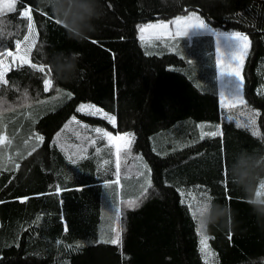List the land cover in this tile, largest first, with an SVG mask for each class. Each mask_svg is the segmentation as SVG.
Wrapping results in <instances>:
<instances>
[{
    "label": "trees",
    "instance_id": "1",
    "mask_svg": "<svg viewBox=\"0 0 264 264\" xmlns=\"http://www.w3.org/2000/svg\"><path fill=\"white\" fill-rule=\"evenodd\" d=\"M99 4L85 40L40 0H17L15 12L0 15L5 52L29 33L26 8L35 35L29 62L10 64L0 82V264H264V214L229 172L237 152L264 154V0ZM190 12L212 33L141 42L138 26ZM233 32L250 42L245 102L221 108L214 34ZM57 51L81 54L75 79L38 70ZM63 70L71 75V64ZM81 104L114 116L116 128L83 115ZM76 121L131 133L128 159L139 177L120 178L111 145ZM217 126L219 135L204 134ZM205 197L214 219L207 225L198 218ZM113 229L118 244L108 242Z\"/></svg>",
    "mask_w": 264,
    "mask_h": 264
},
{
    "label": "clouds",
    "instance_id": "2",
    "mask_svg": "<svg viewBox=\"0 0 264 264\" xmlns=\"http://www.w3.org/2000/svg\"><path fill=\"white\" fill-rule=\"evenodd\" d=\"M40 5L50 9L51 14L77 40H85L90 32L95 31L94 20L100 15L99 0H40ZM81 58V54L74 51H57L51 54L48 63L56 78L71 81L82 71L79 67ZM66 64H71V75L63 70ZM229 172L232 182L245 193L246 202L256 213L264 214V154L246 149L237 152ZM212 206L219 207L214 202ZM198 218L204 225L214 222L212 213L208 211H198Z\"/></svg>",
    "mask_w": 264,
    "mask_h": 264
},
{
    "label": "rangeland",
    "instance_id": "3",
    "mask_svg": "<svg viewBox=\"0 0 264 264\" xmlns=\"http://www.w3.org/2000/svg\"><path fill=\"white\" fill-rule=\"evenodd\" d=\"M7 13V12H5ZM193 14H195V17H198L196 12H190L189 14L181 17L182 19H178L172 21V22H157L150 25H153L152 28L147 29L143 35H146L148 37H160V36H173L178 35L177 33H180V37H191L196 35H206L211 34L212 31L209 30V28H193L192 25L196 23L195 19L189 20L188 17H191ZM1 15V14H0ZM199 18V17H198ZM162 25H166L167 27H162ZM29 35V33L27 34ZM34 33L32 35H29V41H22L20 42V49H19V55L24 56V53L29 46L30 42L34 41ZM177 37V36H176ZM215 37V61H216V69H217V85H218V92H219V100H220V107L221 108H234L244 105V93H243V87H244V80H243V66L250 48V42L247 40V49L245 53H241L238 50V46L233 38H231L230 34H214ZM33 43H31V46ZM17 56V48L15 49V52L13 53V56H0V60L4 61V64L7 65L6 68L3 66H0V71H3V80L5 78V74L9 69L10 64L16 65V64H25L29 62V52L27 54V57L25 60H21L20 58H15ZM239 71L240 76L239 78L235 77L234 75L230 74H224L222 73H234L235 71ZM45 85V84H44ZM49 86L45 85V89H48ZM239 96L242 98L243 103L236 102L234 106L232 107H225V103H232V98H235ZM97 108V107H96ZM99 109V108H97ZM101 113L107 114L110 117H114L103 110L99 109ZM86 116H91L95 118H101L102 120H105L107 123H109L113 128L116 126V120L113 122H110L109 120L105 119L102 114L97 115H90L87 114V112H84ZM84 115V114H83ZM115 118V117H114ZM76 123L90 131H92L94 134L101 137L99 133H95L93 129L99 128V127H93L90 125L83 124L79 121H76ZM101 128V127H100ZM103 131L108 132L104 128H101ZM110 133V132H109ZM113 137H125V139H114L112 141H109L106 137L104 138L110 145L112 149L113 159L116 163V146L119 145L121 148L120 151V169H124L129 166V159H128V140L127 136H122V134H113L111 133ZM130 146V145H129ZM128 148V149H127ZM128 161V162H127ZM124 164V167L122 166ZM121 166L123 168H121ZM130 168V167H128Z\"/></svg>",
    "mask_w": 264,
    "mask_h": 264
},
{
    "label": "snow or ice",
    "instance_id": "4",
    "mask_svg": "<svg viewBox=\"0 0 264 264\" xmlns=\"http://www.w3.org/2000/svg\"><path fill=\"white\" fill-rule=\"evenodd\" d=\"M16 4H17V0H0V14H3L5 12H15L16 11ZM21 17H24V18H27V20L29 21V23L27 24V30L29 32V35H32L33 32H34V28H33V24L31 23V20H32V17H31V9L30 8H26L24 10L21 11ZM179 19H182V18H178V21L179 22ZM189 20H192V19H195L196 20V23L194 25H192L193 28H201V29H204V28H207V26L204 24V21L203 20H200L198 17H195V14H193L191 17H188ZM59 22V21H58ZM139 27V30L141 32V42H145L144 41V36H143V33L147 30V29H150L153 27V25H147V26H138ZM162 27H167L166 25H162ZM178 35L180 33H177ZM29 35H26L23 37V40L24 41H29ZM231 38H233L238 46V50L241 52V53H245L246 52V49H247V40H248V37L243 35L242 33L240 32H233L230 34ZM31 43H34V41L30 42L29 46L27 47L25 53H24V56H20L19 55V49H20V40H17L16 42V48H17V56L14 57L15 58H20L21 60H25L26 57H27V54L28 52L31 51ZM0 56H13V53L11 51H7L5 52L3 48H0ZM41 62L40 61H37V64H40ZM0 66H3L4 68L7 67V65L4 64V61L3 60H0ZM33 68H36V64H33L31 65ZM42 74L43 73H46L48 76L51 75V67L49 66L47 69H45V67L41 64V66L39 67L38 69ZM224 74H230V75H234L235 77L239 78L240 76V73L239 71H235L234 73H222V75ZM3 71H0V82H3V83H7V81H4L3 80ZM44 78V77H42ZM44 82H45V85L46 86H50L51 84V80L49 79H46L44 78ZM240 102V103H243V100L242 98H240L239 96L235 97V98H232V103L229 104V103H225V107H232L235 105L236 102ZM78 111H81V112H87V114H90V115H97V114H102L103 117L107 120H109L110 122H113L114 123V120L115 118L114 117H110L108 116L107 114H103L101 113V111L99 109H97L95 107V105H91V104H81L78 108ZM75 119V118H73ZM249 124H252L254 125L255 124V120L254 119H250L248 121ZM237 126H241V125H237ZM246 126V125H245ZM204 126L201 125V128H203ZM93 131L95 133H99L101 135V138H107L109 141H112L114 139L118 140V139H125V137H113L111 133L109 132H105L103 131L101 128H95L93 129ZM205 135H209V136H216V135H219L220 132L218 131V126H217V130L215 131H210L208 133H204ZM40 139H43V137H40ZM127 139H128V143L130 145L131 143V139H134L133 137H131V134H128L127 136ZM92 143H95V141H92ZM99 151V150H97ZM120 151H121V148L119 145L116 146V172L117 174L119 173V170H120ZM70 160H72V163H76L75 160L72 159V157H69ZM109 163V161L105 160L104 161V164H107ZM145 168H147V165H144ZM264 186V185H262ZM146 191V189H145ZM259 195V193H258ZM189 196L191 197V193H189ZM194 199V197H193ZM207 200L208 198L205 197L203 202H201L199 205H198V211L203 213L205 211H207L208 209V203H207ZM129 206L130 207H136L138 206L137 205V202L136 201H129ZM113 231L115 232V236L108 242L110 243H113V244H118L120 243V232L119 231H116L115 229H113ZM201 250L202 252H204L205 254L208 253V245H207V238L202 236L201 237Z\"/></svg>",
    "mask_w": 264,
    "mask_h": 264
},
{
    "label": "crops",
    "instance_id": "5",
    "mask_svg": "<svg viewBox=\"0 0 264 264\" xmlns=\"http://www.w3.org/2000/svg\"><path fill=\"white\" fill-rule=\"evenodd\" d=\"M144 36V39H151V38H168V37H172L171 35L170 36H160V37H148V36H146V35H143ZM174 37H179V35H173ZM96 107V106H95ZM98 108V107H97ZM82 114H84L85 115V113L84 112H81ZM101 119V118H100ZM100 128V127H99ZM115 128H116V126H115ZM128 134H131V133H124V134H122V136H128ZM131 137H132V134H131ZM128 140V139H127ZM131 142H132V139H131ZM131 144V143H130ZM128 147H129V143H128ZM128 149V148H127ZM128 162V161H127ZM123 167H124V164L122 165ZM121 166V168H123ZM128 167H130V168H128ZM128 167H126V168H124V169H120L119 170V173H118V176L120 177V178H137V177H139V175H140V173H139V171L136 169V167H135V165L132 163V162H129V166Z\"/></svg>",
    "mask_w": 264,
    "mask_h": 264
}]
</instances>
